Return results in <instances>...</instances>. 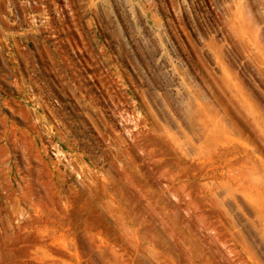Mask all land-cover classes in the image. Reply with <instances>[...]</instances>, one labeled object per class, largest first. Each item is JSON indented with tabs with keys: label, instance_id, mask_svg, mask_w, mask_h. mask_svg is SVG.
Listing matches in <instances>:
<instances>
[{
	"label": "rangeland",
	"instance_id": "1",
	"mask_svg": "<svg viewBox=\"0 0 264 264\" xmlns=\"http://www.w3.org/2000/svg\"><path fill=\"white\" fill-rule=\"evenodd\" d=\"M257 208L264 0H0V264H264Z\"/></svg>",
	"mask_w": 264,
	"mask_h": 264
},
{
	"label": "bare ground",
	"instance_id": "2",
	"mask_svg": "<svg viewBox=\"0 0 264 264\" xmlns=\"http://www.w3.org/2000/svg\"><path fill=\"white\" fill-rule=\"evenodd\" d=\"M252 209H256V208H252ZM257 217H258V220L260 222L262 221L261 224H260V226H259V229H260V232L262 233V239L264 240V208H257ZM257 230H258V228H257Z\"/></svg>",
	"mask_w": 264,
	"mask_h": 264
}]
</instances>
